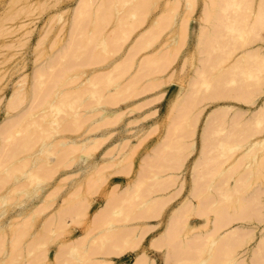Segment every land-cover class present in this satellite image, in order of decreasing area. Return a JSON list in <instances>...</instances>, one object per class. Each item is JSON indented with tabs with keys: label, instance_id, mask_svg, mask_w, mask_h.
Returning a JSON list of instances; mask_svg holds the SVG:
<instances>
[{
	"label": "rangeland",
	"instance_id": "rangeland-1",
	"mask_svg": "<svg viewBox=\"0 0 264 264\" xmlns=\"http://www.w3.org/2000/svg\"><path fill=\"white\" fill-rule=\"evenodd\" d=\"M81 1L0 0V264H134L136 259H143L144 264H175L186 257L196 258L198 251L190 248L206 242L203 237L204 241L199 240L206 228L201 229L200 215L212 201L214 209L205 212L209 217L206 230H213L212 237L200 260L204 258L207 264L217 250L221 255L216 253L215 258L220 262L264 264V222L258 223L264 218V123L253 124L259 122L254 117H264V81H259L264 79V36L256 35L264 33V26H255L264 24V0L229 4L214 0L213 6L209 3L213 0H120L116 5V0L101 5L98 2L104 0H89L90 11L82 8L90 2ZM97 4L107 15L94 10ZM207 6L213 7L212 15ZM83 10L88 13L84 15ZM204 13H208L205 19ZM231 15H238V20L235 16L231 20ZM218 18L231 23V30ZM119 19L123 21L117 26ZM232 21L239 22L238 26ZM80 31L87 38L94 37L93 41L82 40ZM78 41L89 47L78 48L83 43ZM244 53H253L250 56L256 60H244ZM254 53L261 54L259 60ZM88 60L93 63L88 65ZM241 61L247 62L245 69ZM253 66H258L255 73L249 71ZM65 68L70 71L64 81L61 69ZM127 81L136 87L130 88ZM219 91L222 95L216 94ZM236 94L249 99L239 100ZM16 123L20 127L14 130ZM247 128L252 132L245 134ZM254 128L262 135L251 137L260 141L251 145L248 135L257 131ZM18 141L26 149L11 158L10 153L23 147H18ZM206 183L213 188L206 191ZM213 214L224 216L218 221L221 225L212 224ZM126 234L136 242L124 239ZM229 234L240 242L228 243ZM116 236L121 240H110ZM196 236L202 241L193 243ZM222 237L228 247L219 241ZM243 237L251 238L242 243ZM188 239L192 243L185 244ZM222 247L226 251L236 248L232 263L229 258L220 259L225 252Z\"/></svg>",
	"mask_w": 264,
	"mask_h": 264
},
{
	"label": "bare ground",
	"instance_id": "bare-ground-1",
	"mask_svg": "<svg viewBox=\"0 0 264 264\" xmlns=\"http://www.w3.org/2000/svg\"><path fill=\"white\" fill-rule=\"evenodd\" d=\"M82 1H84V2H82ZM82 1H81V2L84 3V4H85V2H86V4H87L88 2H90L89 0H88V2L85 1V0H82ZM117 1H119V2H117ZM125 1H127V0H125ZM143 1H144V0H143ZM145 1H147V0H145ZM209 1H210V0H209ZM228 1H229L228 4H229L230 2L232 3V0H228ZM247 1H248V0H246V2H247ZM249 1H250V0H249ZM91 2H92V0H91ZM91 2L88 3V5H83L82 8H83V9H87V8H89V10H88V9H87V10L90 11V7H91V5H92ZM104 2H105V0H104L103 2L100 1V2H98V3L101 5V3H104ZM116 2H117L118 4H121V1H120V0H116V1H114L115 5L117 4ZM140 2H142V0H140ZM212 2H214V0L211 1V2H209V3H211L210 5H212V6L215 5V4L217 3V2H215L214 4H212ZM82 3H81V4H82ZM94 3H95V2H94ZM224 3H225V2H224ZM248 3H250V2H248ZM81 4H80V5H81ZM90 4H91V5H90ZM99 4H97V5H99ZM140 4H142V3H140ZM250 4H251V3H250ZM80 5H79V8L81 7ZM95 5H96V4H95ZM95 5H94V6H95ZM100 5H99V6H96V8H94V10H98V11H100V9H101V10L107 15V13L105 12V10H103L104 8H100ZM206 5H207V4H206ZM221 5H222V4H221ZM225 5H227V4H225ZM40 6H41V5H40ZM88 6H90V7H88ZM133 6H134V4H133ZM248 6H249V5H248ZM262 6H264V5H261V7H262ZM41 7H43V6H41ZM85 7H86V8H85ZM97 7H98L99 9H97ZM112 7H114V5H113ZM207 7H208V6H207ZM230 7L232 8L231 5H230ZM261 7H260V8H261ZM79 8H78V9H79ZM131 8H132V7H131ZM208 8H209V7H208ZM220 8H221V7H220ZM223 8H226V7H223ZM78 9H77V10H78ZM129 9H130V8H129ZM137 9H138V8H137ZM137 9H135V10H137ZM226 9H228V8H226ZM226 9H225V10H226ZM77 10H76V12H77ZM94 10H93V13L95 12ZM132 10H133V8H132ZM135 10H134V11H135ZM209 10H211V8H209ZM212 10H214L213 7H212ZM212 10L210 11V12H211V15L213 14L212 12H214V11H212ZM80 11H82V10H80ZM80 11L78 12V14H81V15H82V13H84V15H85V13H88L86 10H83V11H85V12H82V13H81ZM130 11H131V10H130ZM206 12H207V11H206ZM208 12H209V11H208ZM210 12H209V14H208V13H204V16H205L204 19L206 18V14H208V15H207L208 18L206 19V22H208V23H209L208 20H209ZM261 12H262V10H261ZM95 13H97V12H95ZM95 13H94V15H96L97 17H99L98 14H95ZM223 13H224V12H223ZM234 13H235V12H234ZM78 14L76 13L75 16H77ZM90 14H92V12H90ZM102 14H103V13H102ZM102 14H100V15H102ZM218 14H219V12H218ZM220 14H221V13H220ZM224 14H225V13H224ZM88 15H89V14H88ZM94 15H92V16H94ZM216 15H217V14H215V16H216ZM225 15H226V14H225ZM228 15H229V14H228ZM235 15H236V13H235ZM235 15H231V16H229V17H231V20H232L233 18H235V17H236V20H238V18H239L238 15H237V16H235ZM104 16H105V15H104ZM215 16H213V17L211 16V19H213V18L216 19ZM233 16H235V17H233ZM77 17H79V16H77ZM77 17H76V18H77ZM97 17H96V19H97ZM101 17H102V16H101ZM118 17H119V16H118ZM221 17H222V16H221ZM221 17H220V19H221ZM223 17H225V16H223ZM226 17H228V16H226ZM256 17L259 18V15L256 16ZM80 18H81V17H80ZM80 18H78V19L80 20ZM85 18H87V17H85ZM94 18H95V17H94ZM260 18H261V17H260ZM91 19H93V18H91ZM91 19H90V20H91ZM218 19H219V18H218ZM220 19H219V21H220ZM240 19H241V18H240ZM242 19H243V18H242ZM255 19H256V18H255ZM261 19H264V18H261ZM261 19H258V20L260 21ZM83 20H84V19H83ZM117 20H118V19H117ZM117 20H116V21H117ZM258 20L256 21V23L258 22ZM77 21H78V20H77ZM84 21H86V20H84ZM84 21H83V23H81V22L79 21V22H80V25L84 24V23H85ZM119 21H120V22H119ZM119 21H117L118 24L116 23L117 26L119 25V23L121 24V22H122L123 20H122V19H119ZM210 21H212V20H210ZM226 21H228L227 18H226ZM226 21H225V22H226ZM233 21H235V19H234ZM233 21H232V23H233ZM239 21H241V20H239ZM75 22H76V21H75ZM100 22L103 23L102 21H100ZM100 22H98V24H99ZM220 22H222V21H220ZM220 22H219V23H220ZM229 22H230V21H229ZM260 22H262V21H260ZM87 23H89V22L87 21ZM87 23H86V24H87ZM90 23H91V22H90ZM90 23L87 24V25L90 26V25H91ZM101 23H100V24H101ZM107 23H109V22H107ZM212 23H213V22H212ZM222 23H224V20H223ZM236 23H239V22H236ZM236 23H235V24L233 23L234 26L237 25ZM254 23H255V22H254ZM86 24H85V25H86ZM98 24H97V25H98ZM103 24H104V23H103ZM105 24H106V23H105ZM105 24H104V25H105ZM210 24H211V23H210ZM226 24H227V23H224V26H228V24H231V23H228L227 25H226ZM78 25H79V24H78ZM87 25H86L85 29L88 30L89 28H87ZM93 25H94V27H95L96 23H93ZM97 25H96V26H97ZM116 25H115V26H116ZM207 25H208V24H207ZM231 25H232V24H231ZM231 25H229V26H230V30H231V27H232ZM258 25H259V26H261V25L264 26V24H261V23L256 24L255 26H258ZM99 26H100V25H99ZM115 26H114V27H115ZM120 26H121V25H120ZM210 26H212V25H210ZM224 26H223V27H224ZM229 26H228V27H229ZM237 26H238V25H237ZM255 26H253V27H255ZM94 27H92L91 30H94V29H95ZM97 27H98V26H97ZM100 27H101V26H100ZM100 27H99V28H100ZM212 27H213V26H212ZM90 28H91V27H90ZM93 28H94V29H93ZM115 28H117V27H115ZM225 28H227V27H225ZM237 28H238V27H237ZM255 28H256V27H255ZM76 29H77V28H76ZM78 29H79V28H78ZM85 29L83 30L84 33L87 32V34H88V31L85 32ZM232 29L235 30L236 27H234V28H232ZM238 29H239V28H238ZM117 30H120V28L117 29ZM228 30H229V29H228ZM236 30H237V29H236ZM112 31H113V30H112ZM237 31H238V30H237ZM114 32H116V31H114ZM121 32L126 33V30H125V31H122V30H121ZM230 32H231V31H230ZM238 32H239V31H238ZM241 32H242V30H241ZM259 32H260V31H259ZM78 33H79V32H78ZM80 33L83 34L81 31H80ZM80 33H79V35H80V37L82 36V38H83L82 40L86 41V40L89 38V39L87 40L88 43H89V40H90L91 38H94V37H92L91 35H89L90 37L87 38V37L85 36V34L81 35ZM112 33H113V32H112ZM87 34H86V35H87ZM89 34H91L90 31H89ZM216 34H218V33H216ZM262 34H264V33H261V34H260V33H256V35L264 36V35H262ZM204 35H205V33H203L202 37L200 38V39H201V42H202V39H203ZM206 35H208V34H206ZM84 36H85L86 38H85ZM94 36H96V35H94ZM97 36H98V34H97ZM103 36H104V35H103ZM252 36H253V35H252ZM207 37H208V36H207ZM256 37H258V36H256ZM206 39H207V38H206ZM259 39H260V38H259ZM261 39L264 40V38H261ZM79 40H80V39H79ZM95 40H96V39H95ZM84 41H78V44H81V42H83V43H82V46L79 45L80 47L78 46V48H82L83 45H84L85 49L87 48V46H88L89 44H87V43L84 42ZM92 41H93V40L91 39V42H92ZM94 42H95V41H94ZM236 42H237V41H236ZM84 43H86V44H84ZM142 43H144V42H142ZM229 44H230V46L234 45V44H231V43H229ZM86 45H87V46H86ZM70 46H71V45H70ZM76 46H77V45H76ZM90 46H91V45H90ZM237 46H238V45H237ZM237 46H236V47H237ZM88 47H89V46H88ZM94 47H95V46H94ZM220 47H221V46H220ZM220 47H218V49H219ZM227 47H228V46H227ZM233 47H234V46H232L231 48H233ZM240 47H241V46H240ZM73 48H74V47H73ZM221 48H222V47H221ZM83 49H84V48H83ZM83 49H81V52H82ZM237 49H238V48H237ZM260 49H261V48H260ZM222 50H223V48H222ZM222 50H221V51H222ZM64 51H65V50H64ZM226 52H228V51H226ZM84 53H85V52H84ZM86 53H90V51H86ZM223 53H224V51H223ZM82 54H83V53H82ZM221 54H222V53H221ZM244 54H245V53H244ZM252 54H253V53H250V55H252ZM254 54H259V53H254ZM91 55H93V54H91ZM245 55H246V56H243V57H245V58H243V59H244V60H247V61H251L252 59H251V60H248V59H246V58H249V59H250V58H255V57H252V56H250V55L248 56L247 53H246ZM260 55H261V54H259V55H255V56L258 58V56H260ZM54 56H55V54H54ZM76 56H77V55H74L73 57H74V58H77ZM97 56H98V55H96V56H94V57L98 58V61H100L99 58L101 59V56H100V57H97ZM221 56H222V55H220V57H221ZM79 57H80V56H78L77 59H79ZM88 57H90L89 54H88ZM217 57H219V56H217ZM225 57H226V55H225ZM83 58H84V57H83ZM259 58H260V57H259ZM259 58H258V60H259ZM80 59H82V57H81ZM92 59H93V61H94L95 58H92ZM222 59H223V58H222ZM222 59H220V60H222ZM226 59H227V58H226ZM83 60H84V59H83ZM83 60H81V61H83ZM85 60H87V59H85ZM220 60H219V61H220ZM240 60H242V56H241V59H240ZM254 60H256V58H255ZM88 61L91 62V63L88 62V63H89L88 65H91V64L93 63L91 60H88ZM95 61H96V59H95ZM78 62L80 63V61H78ZM96 62H97V61H96ZM96 62H95V63H96ZM244 62H245V61H244ZM82 63H83V62H82ZM82 63H81V64H82ZM242 63H243V62L241 61V64H242ZM246 63H247V62H246ZM246 63H243V64H242V67H241L242 69H245V68H243V67H244L243 65H245ZM84 64H85V62H84ZM219 64H221V63L219 62ZM238 64L241 65L240 63H237V65H235V66L239 68ZM65 65H66V64H64V66H65ZM72 65H73V64H72ZM76 65H77V64H76ZM88 65H87V66H88ZM247 65H248V64H247ZM247 65H245V66H247ZM85 66H86V65L81 66V68L83 69V67H85ZM233 66H234V64H233ZM251 66H252V65H250V67H251ZM250 67H249V68H250ZM253 67H254V66H253ZM256 67H257V68H256ZM256 67L252 68V70L249 69V71H252V73H255L256 70L258 69V66H256ZM73 68H75V66H74ZM73 68H72V69H73ZM233 68H234V67H233ZM241 68H240V69H241ZM255 68H256V70H255V72H254V69H255ZM246 69H247V67H246ZM61 70H63V72H61V73H63V74H65V73L67 74V73H68L67 71H70V70H67V68H65V69H61ZM64 70H65V71H64ZM234 70H235V69H234ZM71 71H72V70H71ZM78 71H79V69H78ZM238 71H240V70H238ZM72 72H73V71H72ZM74 72H76V71H74ZM74 72H73L72 74H74ZM198 72H199V71H198ZM201 72H202V71H200L199 73L203 76V73L205 74V72H202V73H201ZM233 72H234V71H233ZM40 73L43 74V72H40ZM69 73H70V72H69ZM226 73H227V74H230L229 72H226ZM231 73H232V72H231ZM248 73H249L250 75L252 74V73H250V72H248ZM66 74H65V76L63 75V77H64L63 80L65 79ZM200 74H199V76L201 77ZM242 74H243V73H242ZM108 75H109V74H108ZM108 75H107V77H109ZM230 75H232V74H230ZM230 75H229V76H230ZM233 75H234V77H233V76H230V77H231V78H230L231 80H233L232 77H233V78H236V77H235V76H236V72H235V74H233ZM70 76H71V73H70ZM132 76H133V75H132ZM229 76L227 75L226 78L228 79ZM243 76H244V74H243ZM252 76H254V75H252ZM220 77H222V76H220ZM52 78H53V77H52ZM60 78H61V76H60ZM60 78H59L58 80L62 82V80H61ZM66 78H67V77H66ZM224 78H225V77H224ZM72 79H73V78H72ZM130 79H131V78H130ZM134 79H135V78H134ZM216 79L219 80V78H216ZM220 79H221V78H220ZM55 80H56V78H55ZM68 80H69V79H67V82H66V83H69ZM221 80H223V77H222ZM224 80H225V79H224ZM64 81H65V80H64ZM64 81H63V82H64ZM133 81H135V80H133ZM215 81H216V80H215ZM226 81H227V80H226ZM259 81L262 82V81H264V79L260 78ZM71 82H73V81H71ZM127 82L129 83V82H132V81H127ZM224 82H225V81H224ZM231 82H232V81H231ZM128 83H126V84L129 85L130 88H131V87H132V88H133V87H136V85H135L133 82H132V83H129V84H128ZM236 83H238V81H235V84H236ZM239 83H240V80H239ZM57 84H58V83H57ZM57 84H55L56 87H59V86H60L61 84H63V83H59V84H60V85L58 84L59 86H58ZM131 84H132V85H131ZM133 84H134V86H133ZM214 84H215V83H214ZM235 84H234V85H235ZM262 84H264V83H262ZM241 85H242V84H241ZM63 86H64V85H63ZM246 86H247V85H246ZM241 87H243V86H241ZM241 87H239L240 90H241ZM53 88H54V86H53ZM61 88H62V87H61ZM127 88H128V87H127ZM237 88H238V87L236 86V89H237ZM245 88H247V87H245ZM219 89H220V88H219ZM217 90H218V89H217ZM220 90H222V89H220ZM213 92H214V91H213ZM213 92H212V93H213ZM220 92H221V91L217 92L216 94H220ZM222 92H224V91H222ZM228 92H229V91H227V93H228ZM231 92H232V90H231ZM239 92H240V91H239ZM252 93H253V91H252ZM229 94H230V93H229ZM211 95H212V94H211ZM220 95H222V94H220ZM223 95H224V94H223ZM13 96L16 98V95H13ZM114 96H116V95H114ZM114 96H112V97H114ZM230 96H231V95H230ZM234 96H235V97H238L239 100L243 99V101H246V100H244V98L249 99L248 96H245V95H243V94H242V95H241V94H236V95H234ZM112 97L110 96V98H112ZM224 97H225V96H224ZM224 97H223V98H224ZM226 97H227V96H226ZM212 98H213V97H212ZM219 98L221 99L222 97H221V96H218V99H219ZM227 98H228V97H227ZM232 98H234V97H232ZM11 100H13V98H11ZM11 100H10V104H9V105L11 106V108H13L12 105H14V103H12V105H11V102H12ZM112 100H115V99H113V98L111 99V103L114 104V101L112 102ZM236 100H238V99H236ZM249 101H250V100H248V102H249ZM13 102H14V101H13ZM46 102H47V104H48L49 101H46ZM46 102H45V103H46ZM109 102H110V101H109ZM115 102H116V101H115ZM43 103H44V102H43ZM39 104H42V103H39ZM47 104H45V105H47ZM107 104H109V103H107ZM85 106H87V105H85ZM42 107H43V106H42ZM43 108H44V107H43ZM32 113H34V112L28 113L27 115L30 116V115H32ZM15 116H17V115H15ZM24 116H26V115H24ZM257 116H259V115H257ZM27 117H28V116H26V118H27ZM12 118H14V117L12 116ZM254 118H255L256 120H259V122L254 121L253 124H256V123H257L258 126H259L260 123H261V124L264 123V117H261V118H260V117H259V118H258V117H254ZM254 118H253V119H254ZM23 119H24V117L22 118V120H23ZM260 119H261V120H260ZM22 120H20V121H18V122H21ZM250 120H251V119H250ZM261 121H262V122H261ZM255 122H256V123H255ZM16 124H17V125H16ZM16 124L14 125V130H15V129H18V128L20 127V124H19V123H16ZM18 124H19V126H18ZM262 125H264V124H262ZM4 126H5V125H4ZM15 126H17L18 128H16ZM5 127H7V126H5ZM254 129H256L257 131L253 130V131H255L254 134L252 133V134L248 135V136H250L249 139H250V141H251V145H255V144H259V143H260V141H259L258 139H251V137H253L254 135H257V134H258V135H262V134L257 133V132H259V129H258V128H254ZM12 130H13V129H12ZM12 130H10V131H12ZM223 130H224V129H222V132H223ZM260 130H261V129H260ZM10 131H9V132H10ZM204 131H206V130H204ZM220 131H221V130H220ZM224 131H226V133H227V129L224 130ZM232 131H233V130H232ZM262 131H264V127H262L261 132H262ZM2 132H3V130H2ZM230 132H231V131H230ZM245 132H246L245 134H247V133H249L250 131H248V128H247V129L245 130ZM251 132H252V131H251ZM251 132H250V133H251ZM261 132H260V133H261ZM228 133H229V132H228ZM233 133H234V132H233ZM240 133H241V132H239V134H240ZM223 134H224V133H223ZM242 135H243V134H242ZM11 137H12V136H11ZM245 137H246V136H245ZM262 137H264V136H262ZM26 138L28 139V138H30V137H26ZM27 139L24 140V141H22V142H23V143H26ZM28 140H29V139H28ZM19 142H20V143H19ZM22 142H21V141H18V142H17L18 144H20V145H18V147H19V146H20V147L23 146L24 149H22L23 147L18 148L17 150H15V148H14L15 151L13 150L14 152H13V153H10L11 158H12V156H15L14 153H15L16 151H17V152H20V151L26 149V148H25L26 146L23 145ZM219 142H220V141H219ZM241 142H242V141H241ZM244 142H245V141H244ZM21 143H22V144H21ZM211 143H212V142H211ZM216 143H217V142H216ZM15 144H16V143H15ZM15 144H13V147H16V146H17V144H16V145H15ZM27 144H28V143H27ZM56 144H57V143H56ZM214 144H215V143H214ZM14 145H15V146H14ZM178 145H179V144H178ZM208 145H209V144H208ZM215 145H216V144H215ZM175 146H177V145H175ZM179 146H180V145H179ZM208 147H209V146H208ZM217 147H218V146H217ZM251 148H252V147L250 146V149H251ZM19 149H21V150H19ZM179 149H180V148H179ZM239 149H240V148H239ZM251 150H253V149H251ZM11 151H12V150H11ZM61 151H62V150H61ZM22 152H23V151H22ZM62 152H64L65 154H67L69 151H68L67 153H66L65 150L62 151ZM11 154H12V155H11ZM20 154H21V153H20ZM64 156H65V155H64ZM64 156L60 155V157H64ZM242 156H243V155H242ZM58 157H59V156H58ZM13 158H15V157H13ZM64 158H65V157H64ZM64 158H63V159H64ZM60 160H61V159H60ZM63 161H64V160H63ZM65 161H67V160H65ZM18 163H19V162H18ZM222 163H223V162H222ZM224 163H225V162H224ZM0 166H1V165H0ZM205 166H206V165H205ZM218 166H219V165H218ZM218 166H217V167H218ZM262 167H264V166H262ZM215 168H216V167H215ZM14 169H15V168H14ZM17 171H19V170H17ZM248 171H249V170H248ZM47 172H48V171H47ZM8 174H9V173H8ZM11 174H12V173H11ZM215 174H216V173H215ZM215 174H214V175H215ZM247 174H248V173H247ZM202 175H203V174H202ZM207 175H208V174H207ZM257 175H258V174H257ZM47 176H49V175H47ZM203 176H204V175H203ZM205 176H206V175H205ZM205 176H204V177H205ZM246 176H247V175H246ZM206 177H208V176H206ZM4 178H5V177H4ZM199 178H200V176H199ZM5 179H6V178H5ZM5 179H4V180H5ZM9 179H10V178H9ZM239 179H241V177H240ZM260 179H261V178H260ZM262 179H264V178H262ZM0 180H1V182H3V179H0ZM94 180H95V179H94ZM94 180H93V181H94ZM98 180H99V178H98ZM100 180H101V178H100ZM241 180H242V179H241ZM6 181H7V180H6ZM218 181H219V180H218ZM223 181H225V180H223ZM202 182H204V181H202ZM209 182H210V181H209ZM219 182H220V181H219ZM240 182H241V181H240ZM240 182H239V183H240ZM5 183H7V182H5ZM5 183H4V184H5ZM214 183H215V182H214ZM223 183H224V182H223ZM200 184H202V183H200ZM220 184H221V183H220ZM224 184H225V183H224ZM202 186H203V185H202ZM205 186H207V187H206L207 189L205 188L206 191H207V190L209 191V190L211 189V187L213 188V184L210 185V184H207V183H206ZM214 186H216V185H214ZM237 186H239V185H237ZM240 186H241V185H240ZM247 186H248V185H247ZM131 188H133V187H131ZM139 188H140V187H139ZM218 188H219V187H218ZM198 190H199V189H198ZM205 190H203V191H205ZM218 190H219V189H218ZM220 190H221V188H220ZM256 190H257V189H256ZM129 191H130V188H129ZM199 191H201V190H199ZM138 192H139V191H138ZM146 192H147V191H146ZM261 192H262V191H260V193H261ZM148 193H149V192H148ZM192 193H195V192H192ZM206 193H207V192H206ZM208 193H209V192H208ZM216 193H218V192H216ZM224 193H225V191H224ZM227 193H228V192H227ZM255 193H256V192H255ZM119 194H120V193H119ZM252 194H253V193H252ZM257 194H258V193H257ZM261 194H262V193H261ZM261 194H260V195H261ZM115 195H116V194H115ZM137 195H138V194H137ZM145 195H146V194H145ZM198 195H199V194H198ZM209 195H211V194L209 193ZM220 195H221V194H220ZM253 195H254V194H253ZM255 195H256V194H255ZM112 196H114V195H112ZM117 196H118V194H117ZM140 196H141V195H140ZM195 196H196V197H199V196L196 195V193H195ZM200 196H201V195H200ZM204 197H205V196H203L202 198H204ZM112 198H113V197H112ZM114 198H115V197H114ZM134 198H135V197H134ZM140 198H141V197H140ZM206 198H208V197H206ZM258 198H259V197H258ZM109 199H110V198H109ZM210 199H211V198H210ZM245 199H246V198H245ZM111 200H112V199H111ZM121 200H122V199H121ZM212 200H213V199H212ZM202 201H203V200H202ZM239 201H240V200H239ZM77 202H78V201H77ZM120 202H121V201H120ZM200 202H201V201H200ZM209 202H210V201H209ZM257 202H258V201H257ZM85 203H86V202H85ZM202 203H204V202H202ZM205 203H206V201H205ZM213 203H214V201H212V203H208L209 208H208V207H207V208L205 207V210H203V211H204V214H205V212H208L209 209H210V210H212V208L214 209V206H213V207H210ZM249 203H250V202H249ZM262 203H264V200H262ZM109 204H111V203H107V202H106V205L110 206ZM152 204H155V203H152V202H151V205H152ZM209 204H210V205H209ZM67 205H70V204H67ZM77 205H78V203H77ZM106 205H105V206H106ZM149 205H150V204H149ZM149 205H147V206H149ZM155 205H156V204H155ZM165 205H166V204H165ZM199 205H203V204L199 203ZM205 205H206V204H205ZM65 206H66V205H65ZM74 206H75V204H74ZM108 206H106V207H108ZM153 206H154V205H153ZM153 206H152V209L154 208L153 211H156V210H155V206H154V207H153ZM159 206H160V205H159ZM246 206H247V205H246ZM67 207H68V206H67ZM226 207H227V206H226ZM61 208H62V207H61ZM64 208H65V207H64ZM79 208H80V207H79ZM82 208H84V207L82 206ZM159 208H160V207H159ZM215 208H216V206H215ZM219 208H220V206H219ZM232 208H233V206H232ZM238 208H239V207H238ZM242 208H243V207H242ZM244 208H245V207H244ZM244 208H243V209H244ZM249 208H250V207H249ZM84 209H85V208H84ZM104 209H105V208H104ZM108 209H109V208H108ZM108 209H106V210H108ZM141 209H142V208H141ZM147 209H149V207H147ZM147 209L144 208V210H146V211H147L146 213L148 214V213H150V212H148ZM202 209H204V207H203ZM206 209H208V210H206ZM223 209H224V208H223ZM223 209H222V210H223ZM233 209H234V208H233ZM62 210H63V209H62ZM70 210H71V209H70ZM111 210H112V209H111ZM149 210H150V209H149ZM188 210H189V209H188ZM210 210H209V211H210ZM215 210H216V209H215ZM228 210H229V209H228ZM246 210H247V209H246ZM75 211H77V210H75ZM189 211H190V210H189ZM198 211H201V213L203 212L201 209L198 210ZM253 211H254V210H253ZM65 212H66V211H65ZM81 212H82V210H81ZM103 212H104V211H103ZM151 212H152V211H151ZM211 212H212V211H211ZM215 212H216V211H214L213 213H215ZM240 212H241V211H240ZM67 213H68V211H67ZM105 213H107V211H105ZM136 213H137V212H136ZM152 213H155V212H152ZM233 213H234V212H233ZM238 213H239V212H238ZM244 213H245V212H244ZM250 213H251V212H250ZM61 214L63 215L64 213H61ZM65 214H66V213H65ZM69 214H70V213H69ZM73 214H75V213H73ZM142 214L145 215V213H142ZM156 214H157V213H156ZM188 214H189V212H188ZM204 214H203V215H204ZM225 214H226V213H225ZM231 214H232V213H231ZM231 214H230V215H231ZM241 214H242V212H241ZM253 214H254V213H253ZM70 215H71V214H70ZM70 215H68V216H70ZM75 215H76V214H75ZM98 215H99V214H98ZM98 215H97V216H98ZM102 215H103V214H102ZM143 215H141L142 217H140V216L138 215V217L143 218ZM153 215H155V214H153ZM203 215H200V216H201V222L204 223V226L202 225V228H201V227H200V228H201V229H203V227H206V228L204 229V231L201 232V234L203 233V236H199V240H200V238H201L202 240H203V238H205L204 240H205L206 242H201L202 240H201V241H198V237H197V236H196L197 239H196V238H192V237H190V238L193 239V241H195V242H193V243H196V242L198 241V242H201L203 246L200 247L201 245H200L199 243H197V244H199V247H197L195 244H192V248H193V249L190 248V247H188V248H190L191 250H194L193 252L198 251V256H199V257L197 256L196 258H193L194 256H191V257H186V259H185L184 256H183L182 258L185 259V261H183V260H178V261H177L178 264H184L183 262H185L186 264H205L206 260H205L204 258H203L202 260H200V258H202L201 256L203 255V253H204V252L207 250V248H208V247H207V246H208V245H207L208 239H211V237H212V235H211L212 233L210 234V230H211L212 232H213V230H212V229H210V230L208 229V231L206 230L208 227L205 226V225H206L205 223L209 220V219H208L209 217L206 216V214H205L204 216H203ZM213 215H214V214H213ZM221 215H222V214H221ZM236 215H237V214H236ZM248 215H249V213H248ZM261 215H262V214H261ZM261 215H260V216H261ZM57 216H58V215H57ZM157 216H158V214H157ZM209 216H210V215H209ZM218 216H219V214H218ZM227 216H229V215H227ZM238 216H239V214H238ZM240 216H241V215H240ZM244 216H246V214H245ZM250 216H251V215H250ZM258 216H259V215H258ZM78 217H79V215H78ZM98 217H100V216H98ZM106 217H107V216H106ZM106 217H105V219H106ZM144 217H145V216H144ZM148 217H149V216H148ZM152 217H153V216H152ZM212 217H213V220L211 219V222H214V223H212L213 225H215V222H218L219 219H220L221 217L224 218V216H219V218H217L215 215L212 216ZM214 217H215V218H214ZM235 217H236V216H235ZM235 217H234V218H235ZM60 218H61V217H60ZM76 218H77V217H76ZM146 218H147V217H146ZM174 218L177 219L176 216H175ZM174 218H173V219H174ZM240 218H243V216H241ZM246 218H248V217H246ZM254 218H255V217H254ZM258 218H259V217H258ZM258 218H257V219H258ZM261 218H262V216H261ZM261 218H259L260 220L258 221V223L264 222V221H262V220H264V218H262V219H261ZM215 219H217V220L214 221ZM228 219H230V218H228ZM249 219H250V218H248V220H249ZM73 220H74V219H73ZM139 220H140V219H139ZM227 221H228V220H226V222H227ZM241 221H243V220H241ZM97 222H99V221H97ZM97 222L95 221V223H97ZM208 222H209V221H208ZM211 222H210V224H211ZM220 222H221V221H220ZM220 222H218V223H216V224H217V225H218V224L221 225ZM231 222H233V221H229V223H231ZM61 223H62V221H61ZM73 223H74V222H73ZM229 223H227V224H229ZM183 225H184V223H183ZM183 225H182V226H183ZM186 225H187V224H186ZM223 225H226V223H224ZM223 225H222V226H223ZM218 226H219V225H218ZM184 227H185V226H184ZM214 227H216V226H214ZM244 227H245V226H244ZM244 227H243V228H244ZM211 228H212V226H211ZM217 228H218V227H216L215 229H217ZM221 228H224V227H221ZM221 228H220L218 231H220ZM215 229H214V230H215ZM244 229H245V228H244ZM21 230H22V229H20V231H21ZM122 230H123V229H122ZM122 230H121V231H122ZM189 230H190V229H189ZM199 230H200V229H199ZM199 230H197V231H199ZM242 230H243V229H242ZM248 230H249V229H248ZM125 231H126V230H125ZM190 231L193 232V231H195V230L193 229V231H192V229H191ZM190 231H188V232L191 233ZM218 231L215 230V233H217ZM239 231H241V230H239ZM252 231H253V230H252ZM252 231H250V232H252ZM236 232H237V231H236ZM241 232H242V231H241ZM244 232H245V231H244ZM112 233H114V232H110V234H112ZM115 233H116V232H115ZM121 233H122V232H121ZM189 233H187L188 236H189ZM197 233H198V232H197ZM197 233H196V234H197ZM239 233H240V232H239ZM247 233H249V232H247ZM110 234H109V236H110ZM209 234H210V235H209ZM217 234H218V233H217ZM243 234H245V236H246V233H243ZM243 234H242V235H243ZM251 234H252V233H251ZM251 234H250V235H251ZM20 235H21V234H20ZM193 235H194V234H193ZM204 235H205V237H204ZM232 235H233V236L235 235L234 237H236V238L238 237V238H239V236L237 235V233H232ZM250 235H249V236H250ZM107 236H108V235H107ZM114 236H115V235H114ZM126 236H127V237H130V236H128V235L126 234L124 239H130V238H127ZM165 236H166V235H165ZM188 236H187L186 238H189ZM191 236H192V235H191ZM226 236H227V235H226ZM229 236H231V235L229 234ZM233 236H231L232 238H231V237H228V238L233 239V238H234ZM247 236H248V235H247ZM249 236H248V237H249ZM20 237H21V236H20ZM116 237H117V236H116ZM121 237H124V236H121ZM202 237H203V238H202ZM220 237H221V236H220ZM248 237H247V238H246V237H245V238L243 237V238H242V241H243L242 243H244V242L246 243L247 241H249L251 237H250V238H248ZM80 238H81V237H80ZM83 238H84V237H83ZM228 238H226V239H227V242L230 243V244H231V243H234V242L237 241V240L235 241L236 238H234V241L232 240L233 242H230L231 239L229 240ZM111 239H112V240L115 239V241L121 240V238L119 239V237H117V238H110V240H111ZM131 239L133 240L132 242H136L135 239H133V238H131ZM131 239H130V240H131ZM160 239H162V238H160ZM165 239L168 241V239H167L166 237H165ZM239 239H240V238H239ZM244 239H245V241H244ZM253 239H254V237H253ZM78 240H80V239H78ZM134 240H135V241H134ZM186 240H187V239H186ZM196 240H197V241H196ZM204 240H203V241H204ZM222 240H224L223 237H222V239L219 240V241L222 242ZM81 241H85V240H82V239H81ZM101 241H102V240H101ZM209 241H210V240H209ZM238 241L240 242V240H238ZM238 241H237V242H238ZM77 242H80V241H77ZM124 242H125V245H126V244H130V241H128V243H126L127 241H123V244H124ZM161 242H162V241H161ZM163 242L166 243L165 240H163ZM185 242H186V241H185ZM185 242H183V243H185ZM227 242L224 241V243H223V242H222V243H223V244H226ZM100 243H101V242H100ZM113 243H114V242H113ZM113 243H112V244H113ZM121 243H122V242H121ZM155 243H156V242H155ZM155 243H154V244H155ZM157 243H158V241H157ZM181 243H182V242H181ZM181 243H179V244L181 245ZM189 243H192V241H190V239H188V243H185V244H189ZM203 243H204V244H203ZM205 243H206V244H205ZM222 243H218V242H217L218 245H219V244L222 245ZM262 243H264V242H262ZM262 243H261V244H262ZM75 244H76V243H75ZM75 244H73V246H75ZM77 244H78V243H77ZM83 244H84V243H82V245H83ZM123 244H122L120 247H122ZM131 244H133V243H131ZM135 244H136V243H135ZM161 244H163V243H161ZM161 244L156 245V247H157V246H160ZM179 244H178V245H179ZM230 244H226L227 247H228V245H230ZM234 244H235V243H234ZM234 244H233V245H234ZM80 245H81V244L76 245V246L78 247V246H80ZM125 245H124V247H125L124 249L127 250L128 247H126ZM169 245H170V244L165 245V247L168 246L167 248L169 249ZM194 245H195L197 248H199V250H197V248H196ZM206 245H207V246H206ZM231 245H232V244H231ZM13 246H14V245H13ZM71 246H72V245H71ZM100 246H101V244H100ZM113 246H115V244H113ZM118 246H119V245H118ZM131 246H132V245H129V248H130ZM134 246H135V245H134ZM134 246H133V247H134ZM193 246L195 247V249H194ZM223 246H224V245H223ZM62 247H66V246H62ZM77 247H76V248H77ZM101 247H102V246H101ZM110 247H111V249H112V246H110ZM120 247H113V248H115V249L117 248V249H121V250H123V249H122L123 247H122V248H120ZM224 247H225V246H224ZM229 247H230V246H229ZM232 247H235V245L232 246ZM236 247H238V246H236ZM240 247H241V246H240ZM242 247H243V245H242ZM98 248H99V247H98ZM98 248H97V249H98ZM184 248H185V247H184ZM215 248H217V247H215ZM220 248H221V247H220ZM62 249H63V248H62ZM65 249H66V248H65ZM67 249H69V247H68ZM99 249H100V248H99ZM168 249H166V250H168ZM178 249H179V247H178ZM222 249L225 250V252L222 251V250H220V251H222V254H223V252H224V254L221 256L220 259H223L222 257H226L227 259L229 258L228 260L232 263V261H234V260L236 259V257H235L236 254H235L234 251H233V250H235L236 248H235V249H232V248H231L232 250L229 249V248H227V251H226V249L223 248V247H222ZM237 249H238V248H237ZM87 250H88V249H87ZM121 250H120V251H121ZM170 250H172V249L170 248ZM228 250H229V251H228ZM64 251H65V250H64ZM74 251H77V250H74ZM93 251H94V250H93ZM118 251H119V250H118ZM118 251H116V252H117V253H121V252H118ZM220 251H219V252H220ZM262 251H264V250H262ZM60 252H61V250H60ZM82 252H84V251H82ZM110 252H111V251H110ZM110 252H109V253H110ZM123 252H124V251H123ZM174 252H175V251H174ZM189 252H190V251H189V249H188V253H189ZM235 252H236V251H235ZM213 253L216 254V253H217V250H216L215 252H214V250H213ZM213 253H212V254H213ZM220 253H221V252H220ZM220 253H217V254H220ZM37 254H38V253H36V256H37ZM81 254H82V253H81ZM164 254H165V253H164ZM201 254H202V255H201ZM212 254H211V255H212ZM215 254H213V255H215ZM64 255H65V254H64ZM104 255H105V254H104ZM108 255H109V254H108ZM108 255H106V256H108ZM115 255H117V254H115ZM165 255H166V254H165ZM187 255L190 256V253L187 254ZM191 255H192V254H191ZM213 255H212V256H213ZM220 255H221V254H220ZM59 256H60V255H59ZM85 256H87V255H85ZM212 256H211V258H212ZM40 257H41V256H40ZM83 257H84V256H83ZM165 257H166V256H165ZM168 257H169V256H168ZM215 257H218V256H217V255L213 256V258H214L215 260L212 261V262L210 261V260H211V258H210V259L208 260V263L211 264V263H214V262H216V261H219V263H221V264H227V263H228V262H226V261H222V260H221L222 262H220V260H218V258H215ZM37 258H38V257H37ZM43 258H44V257H43ZM141 258H142V257H140V259H141ZM163 258H164V257H163ZM166 258H167V257H166ZM166 258H165L164 260H167ZM187 258H188V259H187ZM206 258H207V257H206ZM213 258H212V259H213ZM63 259H64V258H62V260H63ZM144 259H146V258H144ZM195 259H196V261L199 260V262L197 261V262L195 263V262H194ZM216 259H217V260H216ZM57 260H58V259H57ZM62 260H60V261H62ZM136 260H137V259H136ZM136 260H135L134 264H144V263H142V261H144L143 259H141L142 261H141V260L136 261ZM193 260H194V261H193ZM87 261H89V259H87ZM261 261H262V260H261ZM36 262H38V261H36ZM89 262H90V261H89ZM89 262H86V263H89ZM146 262H147V260H146ZM165 262H166V261H165ZM169 262H170V261H169ZM180 262H181V263H180ZM225 262H226V263H225ZM243 262H244V261H243ZM58 263H59V262H58ZM177 263H175V264H177ZM208 263H207V264H208ZM219 263H217V264H219ZM164 264H165V263H164ZM167 264H170V263H167ZM214 264H215V263H214ZM243 264H245V263H243ZM259 264H261V263H259Z\"/></svg>",
	"mask_w": 264,
	"mask_h": 264
}]
</instances>
